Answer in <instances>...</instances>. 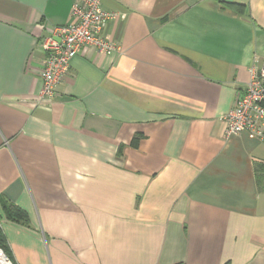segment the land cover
Returning <instances> with one entry per match:
<instances>
[{
    "label": "crops",
    "instance_id": "1",
    "mask_svg": "<svg viewBox=\"0 0 264 264\" xmlns=\"http://www.w3.org/2000/svg\"><path fill=\"white\" fill-rule=\"evenodd\" d=\"M75 0H0V229L15 264H264V142L222 120L264 66V0H102L118 13L49 105ZM229 4L242 6L241 11ZM4 201L27 216L11 221Z\"/></svg>",
    "mask_w": 264,
    "mask_h": 264
},
{
    "label": "built area",
    "instance_id": "2",
    "mask_svg": "<svg viewBox=\"0 0 264 264\" xmlns=\"http://www.w3.org/2000/svg\"><path fill=\"white\" fill-rule=\"evenodd\" d=\"M118 13L103 9L102 0H75L71 22L56 27L43 43L45 60L42 88L37 103L49 105L57 95V86L68 76L72 60L87 49L112 56L121 48L103 36V32ZM244 91L237 96L233 107L223 116L225 136L246 133L264 142V66L252 67ZM0 264H15L0 247Z\"/></svg>",
    "mask_w": 264,
    "mask_h": 264
},
{
    "label": "trees",
    "instance_id": "3",
    "mask_svg": "<svg viewBox=\"0 0 264 264\" xmlns=\"http://www.w3.org/2000/svg\"><path fill=\"white\" fill-rule=\"evenodd\" d=\"M230 7H236L239 11H241L242 6H235L233 4H229ZM262 176L257 178V182L259 184V187L262 189L264 188V168H261ZM4 207H5V213L9 220L27 224V216L26 214L21 211L17 206H15L12 203H9L7 201H4ZM0 247L6 252V239L3 234V232L0 229ZM7 253V252H6Z\"/></svg>",
    "mask_w": 264,
    "mask_h": 264
}]
</instances>
